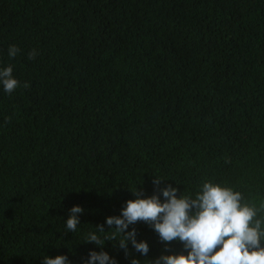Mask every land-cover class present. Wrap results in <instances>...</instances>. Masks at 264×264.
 <instances>
[{"label": "trees", "instance_id": "trees-1", "mask_svg": "<svg viewBox=\"0 0 264 264\" xmlns=\"http://www.w3.org/2000/svg\"><path fill=\"white\" fill-rule=\"evenodd\" d=\"M7 64L20 84L0 90V264H82V234L129 188L153 194V175L177 195L212 180L264 204V0H0ZM131 227L161 253L147 223Z\"/></svg>", "mask_w": 264, "mask_h": 264}, {"label": "clouds", "instance_id": "clouds-1", "mask_svg": "<svg viewBox=\"0 0 264 264\" xmlns=\"http://www.w3.org/2000/svg\"><path fill=\"white\" fill-rule=\"evenodd\" d=\"M21 51L9 45L7 56ZM31 50L28 58L37 55ZM20 82L13 76L11 64L0 66V90L11 94ZM24 87H28L25 83ZM161 179L153 175L154 192L129 188L134 199L127 200L118 215L106 216L103 224L82 234V241L95 245L82 264H118L115 256L104 250L106 241L123 251L129 264H264V204L257 207L244 201L239 190L204 180L195 192H181L172 184L160 187ZM84 209L73 205L64 221L67 231L75 233ZM137 221L147 223L164 245L161 253L149 258L150 245L137 239ZM107 227V230L105 228ZM179 243L180 251L170 245ZM129 246L139 257L132 255ZM42 264H71L67 255L43 256Z\"/></svg>", "mask_w": 264, "mask_h": 264}]
</instances>
